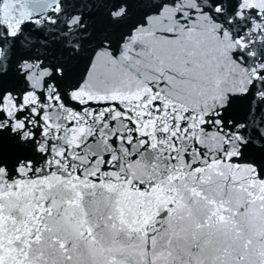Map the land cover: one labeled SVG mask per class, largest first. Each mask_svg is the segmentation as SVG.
Returning <instances> with one entry per match:
<instances>
[{"label":"water","instance_id":"obj_1","mask_svg":"<svg viewBox=\"0 0 264 264\" xmlns=\"http://www.w3.org/2000/svg\"><path fill=\"white\" fill-rule=\"evenodd\" d=\"M0 264H264V0H0Z\"/></svg>","mask_w":264,"mask_h":264}]
</instances>
